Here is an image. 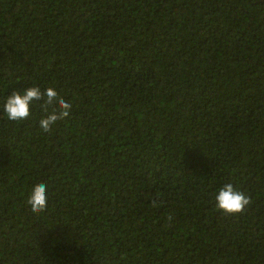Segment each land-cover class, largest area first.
<instances>
[{
	"label": "trees",
	"instance_id": "1",
	"mask_svg": "<svg viewBox=\"0 0 264 264\" xmlns=\"http://www.w3.org/2000/svg\"><path fill=\"white\" fill-rule=\"evenodd\" d=\"M0 264H264V0H0Z\"/></svg>",
	"mask_w": 264,
	"mask_h": 264
},
{
	"label": "clouds",
	"instance_id": "2",
	"mask_svg": "<svg viewBox=\"0 0 264 264\" xmlns=\"http://www.w3.org/2000/svg\"><path fill=\"white\" fill-rule=\"evenodd\" d=\"M43 101L38 104L40 109L46 113V115L40 119L39 126L43 132H50L52 126L58 121L64 120L69 117L72 104L61 98L57 91L48 87L45 90H41L38 86H32L24 89L23 92L13 91L7 98L3 105V111L6 117L10 121H22L26 120L31 115V107L37 102ZM58 107L50 106L57 105ZM47 185L39 183L32 188L31 193L26 201L30 206V210L34 214H40L46 211L48 206L47 198ZM152 200V207H158L157 199ZM216 209L222 212L225 216L241 215L251 205L252 201L250 197L241 191L234 188L232 183H226L215 197ZM168 221L171 222L173 217L168 215Z\"/></svg>",
	"mask_w": 264,
	"mask_h": 264
}]
</instances>
